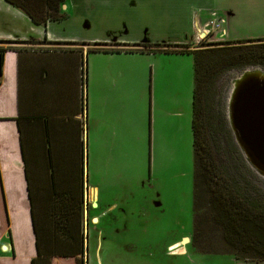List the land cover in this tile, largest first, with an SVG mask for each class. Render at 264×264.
Masks as SVG:
<instances>
[{
	"label": "crops",
	"instance_id": "0c3cea01",
	"mask_svg": "<svg viewBox=\"0 0 264 264\" xmlns=\"http://www.w3.org/2000/svg\"><path fill=\"white\" fill-rule=\"evenodd\" d=\"M238 1L66 0L64 19L36 25L0 0V43L12 46L0 75V264H104V249L132 234L145 235L148 253L186 251L183 241L154 245L159 231L128 226L120 205L132 171L149 182L172 155L173 118L193 146L189 53L140 44L195 45L206 26L211 39L231 41ZM139 13L150 28L141 34ZM172 69L191 110L172 111ZM70 203L82 204L80 222L57 227Z\"/></svg>",
	"mask_w": 264,
	"mask_h": 264
},
{
	"label": "trees",
	"instance_id": "16d2710c",
	"mask_svg": "<svg viewBox=\"0 0 264 264\" xmlns=\"http://www.w3.org/2000/svg\"><path fill=\"white\" fill-rule=\"evenodd\" d=\"M5 1L26 14L36 25H44L48 20L61 21L66 17L62 11L66 0ZM140 47L164 53H189L194 58L192 248L201 253L228 252L245 261L264 262V190L260 186L261 181L246 165L224 112L215 124L209 115L211 93L222 75L246 69H264V38L208 43L206 48L199 47L193 51L180 50L188 49L189 45L140 44ZM4 53L5 50L0 48V75ZM219 123V132L214 131L212 126ZM65 209L70 217L54 219L57 227L78 223V216H82V204L70 203Z\"/></svg>",
	"mask_w": 264,
	"mask_h": 264
},
{
	"label": "rangeland",
	"instance_id": "374dc122",
	"mask_svg": "<svg viewBox=\"0 0 264 264\" xmlns=\"http://www.w3.org/2000/svg\"><path fill=\"white\" fill-rule=\"evenodd\" d=\"M143 5L141 12H144ZM237 16L233 23V35L231 41L246 40V39H258L264 38V0H242L238 1L236 5ZM224 13V12H223ZM222 13V14H223ZM143 14L139 13L144 21H139V27H133L135 33L141 34L145 28H149L143 18ZM160 16V13L157 14ZM150 29V28H149ZM153 34H156V28H152ZM151 32V33H152ZM202 37H206V34L201 31ZM219 42L213 40L208 35L205 40L197 39L195 45H190L188 49H180L184 51H193L199 49V47L206 48L208 43ZM19 45V44H18ZM144 44H141V46ZM172 45V44H171ZM11 44L0 43L1 49H10ZM94 47L90 48L93 49ZM143 49V47H141ZM179 50V49H171ZM187 61H190L192 72L194 75V58L192 54L185 56ZM247 70V69H246ZM246 70L228 72L222 75L215 84V90L212 91V104L209 107L210 119L213 124L219 122V119L224 112L225 116L227 112V102L230 93L234 90V80ZM251 71L263 70L262 68L249 69ZM171 70L172 86L170 88L171 98L174 101L172 111L175 109H181L184 107L190 108L189 99L183 94V90L186 87L185 80L181 85L179 78ZM193 85V80H192ZM212 90V88H211ZM191 110V108H190ZM227 118V117H226ZM181 120L179 118H173L166 131L167 138L171 140L174 145L173 153L167 160L165 165L156 163L154 168V176L152 179L149 176L142 180L145 171L139 168L136 171L131 172V177L126 178L121 184H119L120 193L123 202L121 206L127 207V210L131 212L128 226L130 227H143L148 226L156 228L159 232L154 234L152 242L154 245L159 243H174L176 241L182 244L184 238H190L188 243H185L186 251L179 256H169L166 254V249L158 247L151 252H146L143 249V242H145V235L132 234L128 236H121L120 243L122 245L116 246L110 251L104 249L103 258L108 255L104 264H264V262H249L243 259H238L231 253H201L197 252L189 245L194 230V151L192 146L191 131H186L180 126ZM229 125V124H228ZM191 127V126H190ZM214 131L220 129V123L212 126ZM233 138L236 142L234 132L229 125ZM221 134V133H220ZM224 136L223 134L221 135ZM238 148L239 145L236 142ZM242 157L246 165L259 177L260 186L264 190V178L261 177L256 170L247 162L245 155L239 148ZM126 176H124L125 178ZM115 196L118 194H114ZM156 203H161L157 206ZM97 207V206H96ZM57 222V221H56ZM184 245V244H183ZM1 251L5 250L3 248ZM178 251V250H176ZM117 258V260H115ZM114 259V260H113Z\"/></svg>",
	"mask_w": 264,
	"mask_h": 264
},
{
	"label": "water",
	"instance_id": "95a60500",
	"mask_svg": "<svg viewBox=\"0 0 264 264\" xmlns=\"http://www.w3.org/2000/svg\"><path fill=\"white\" fill-rule=\"evenodd\" d=\"M230 94L229 125L247 162L264 178V71L248 69L238 75ZM189 241L185 238L183 243Z\"/></svg>",
	"mask_w": 264,
	"mask_h": 264
},
{
	"label": "built area",
	"instance_id": "2783aa9c",
	"mask_svg": "<svg viewBox=\"0 0 264 264\" xmlns=\"http://www.w3.org/2000/svg\"><path fill=\"white\" fill-rule=\"evenodd\" d=\"M210 25V24H209ZM207 28H206V30L205 31H203L205 34H206V37L208 36V35H210V33H211V31L210 30H212V29H209V26H206ZM206 37H202L201 35L198 37V38H196V39H199V40H204Z\"/></svg>",
	"mask_w": 264,
	"mask_h": 264
},
{
	"label": "flooded vegetation",
	"instance_id": "af4514ba",
	"mask_svg": "<svg viewBox=\"0 0 264 264\" xmlns=\"http://www.w3.org/2000/svg\"><path fill=\"white\" fill-rule=\"evenodd\" d=\"M62 8H63V6H62ZM63 11V10H62ZM191 242H192V238H191ZM191 242H190V244H191Z\"/></svg>",
	"mask_w": 264,
	"mask_h": 264
},
{
	"label": "bare ground",
	"instance_id": "6f19581e",
	"mask_svg": "<svg viewBox=\"0 0 264 264\" xmlns=\"http://www.w3.org/2000/svg\"><path fill=\"white\" fill-rule=\"evenodd\" d=\"M231 96V95H230Z\"/></svg>",
	"mask_w": 264,
	"mask_h": 264
}]
</instances>
